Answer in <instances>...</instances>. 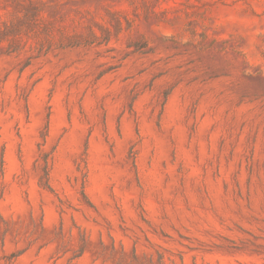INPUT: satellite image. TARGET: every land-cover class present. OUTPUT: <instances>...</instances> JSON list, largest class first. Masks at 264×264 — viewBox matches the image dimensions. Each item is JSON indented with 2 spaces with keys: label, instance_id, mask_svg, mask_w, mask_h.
I'll return each mask as SVG.
<instances>
[{
  "label": "rangeland",
  "instance_id": "obj_1",
  "mask_svg": "<svg viewBox=\"0 0 264 264\" xmlns=\"http://www.w3.org/2000/svg\"><path fill=\"white\" fill-rule=\"evenodd\" d=\"M0 264H264V0H0Z\"/></svg>",
  "mask_w": 264,
  "mask_h": 264
}]
</instances>
